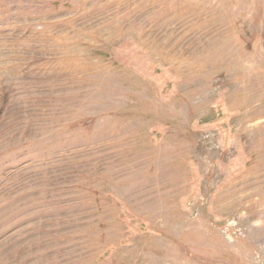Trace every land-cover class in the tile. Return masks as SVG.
Here are the masks:
<instances>
[{
	"label": "rangeland",
	"instance_id": "rangeland-1",
	"mask_svg": "<svg viewBox=\"0 0 264 264\" xmlns=\"http://www.w3.org/2000/svg\"><path fill=\"white\" fill-rule=\"evenodd\" d=\"M0 264H264V0H0Z\"/></svg>",
	"mask_w": 264,
	"mask_h": 264
}]
</instances>
